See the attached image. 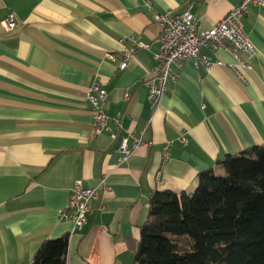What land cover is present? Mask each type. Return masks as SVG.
I'll list each match as a JSON object with an SVG mask.
<instances>
[{"label": "crops", "instance_id": "crops-1", "mask_svg": "<svg viewBox=\"0 0 264 264\" xmlns=\"http://www.w3.org/2000/svg\"><path fill=\"white\" fill-rule=\"evenodd\" d=\"M239 3L0 0V264H32L45 239L66 234L67 264H137L154 191L192 192L200 172L224 173L219 158L264 143V5L251 4L244 18L256 45L251 68H241L245 81L230 52L202 47L211 69L201 57L174 65L178 78L157 108L143 84L159 65L156 13L190 10L205 30ZM12 12L18 25L10 30ZM132 36L147 47L122 69ZM94 83L109 94L110 129L98 135L87 96ZM142 132L151 143L121 161L120 138ZM76 180L101 187L81 229L59 216Z\"/></svg>", "mask_w": 264, "mask_h": 264}, {"label": "trees", "instance_id": "trees-1", "mask_svg": "<svg viewBox=\"0 0 264 264\" xmlns=\"http://www.w3.org/2000/svg\"><path fill=\"white\" fill-rule=\"evenodd\" d=\"M200 172L192 192L156 190L137 264H264V143ZM70 237L45 239L32 264H67Z\"/></svg>", "mask_w": 264, "mask_h": 264}, {"label": "built area", "instance_id": "built-area-1", "mask_svg": "<svg viewBox=\"0 0 264 264\" xmlns=\"http://www.w3.org/2000/svg\"><path fill=\"white\" fill-rule=\"evenodd\" d=\"M251 4L263 6L264 0H240L238 6L232 8L212 28L205 30L200 28L195 14L190 10L176 15L170 12L155 14L156 22L162 27V35L158 40L159 49L154 54L159 65L155 70L156 75L143 81L148 89V100L152 107L159 106L170 82L177 80L178 74L173 69L174 65L182 68L187 60H194V63L197 64L196 59L201 57L206 68L211 69L212 63L208 55H200L202 47H207L211 52H216L219 49L230 52L235 59V62L230 64L232 70L239 79L246 80L241 68H251L249 60L256 52V45L244 28V18L248 14ZM5 24L8 29H15L18 25L16 14L10 13ZM130 39L132 45L123 51L122 69L128 66L138 48L147 47L134 36ZM108 57L116 59L115 54L111 52L108 53ZM217 63L222 64L223 62L218 61ZM87 96L94 112V133L98 135L103 130L110 129L109 116L106 113L109 94L99 83H94ZM126 96H129L128 91ZM113 119L115 122H119L118 116ZM112 137L116 139L117 135L113 134ZM129 138H132L131 143ZM180 140L186 143L187 135L182 134ZM150 143V140L144 138L143 132L138 135L129 134L120 138L116 149L121 153L120 160L125 161L140 147L148 146ZM171 145L172 142H167L164 146L165 158H168L170 154ZM100 188L86 187L82 180H76L67 205L59 210L60 218L72 221L74 229H81L87 221L90 202L99 195Z\"/></svg>", "mask_w": 264, "mask_h": 264}]
</instances>
